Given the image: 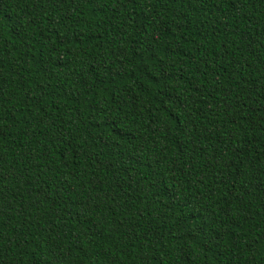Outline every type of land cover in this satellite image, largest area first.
<instances>
[{
    "label": "trees",
    "instance_id": "trees-1",
    "mask_svg": "<svg viewBox=\"0 0 264 264\" xmlns=\"http://www.w3.org/2000/svg\"><path fill=\"white\" fill-rule=\"evenodd\" d=\"M0 264H264V0H0Z\"/></svg>",
    "mask_w": 264,
    "mask_h": 264
}]
</instances>
